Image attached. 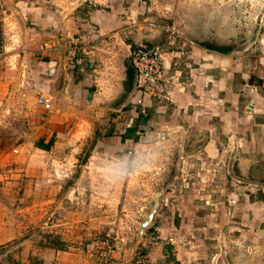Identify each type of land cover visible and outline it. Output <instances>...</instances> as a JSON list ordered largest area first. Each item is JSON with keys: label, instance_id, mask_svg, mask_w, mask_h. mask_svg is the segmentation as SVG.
Segmentation results:
<instances>
[{"label": "rangeland", "instance_id": "rangeland-1", "mask_svg": "<svg viewBox=\"0 0 264 264\" xmlns=\"http://www.w3.org/2000/svg\"><path fill=\"white\" fill-rule=\"evenodd\" d=\"M116 1L120 39L133 44L130 50L172 42L168 55L183 44H235L234 61L252 58L255 75L264 77V0ZM13 10L12 2L0 3V264H106L110 236L114 264H151L149 237L162 224L141 240L137 235L163 189L169 219L160 237L175 242L157 263L264 264V186L257 183H264V155L245 181L228 185L236 165L230 152L191 167L187 156L200 149L178 132L164 130L150 144L126 141L134 136L126 131L131 107L124 108L129 101L119 91L122 61L136 48L130 53L122 44L118 73L105 74L99 60L92 80L72 83L62 104L43 109L39 100L50 87L35 61L44 56L45 38L21 29ZM24 44L39 50H19ZM256 82L261 89H253L263 90ZM177 215L174 227L169 222ZM213 217L210 228L206 219Z\"/></svg>", "mask_w": 264, "mask_h": 264}, {"label": "crops", "instance_id": "crops-1", "mask_svg": "<svg viewBox=\"0 0 264 264\" xmlns=\"http://www.w3.org/2000/svg\"><path fill=\"white\" fill-rule=\"evenodd\" d=\"M2 1L4 4L13 3V17L21 29H33L37 36L45 38L44 47H40L45 50L44 56L38 57L35 63L39 66V73L43 74L38 77L49 84L50 90L45 97L50 99L53 108L57 101L58 106L62 104V98L69 94L72 83L81 85L84 81L92 80L93 67L99 66V60L105 64V74L114 76L118 73L116 67L120 66L121 61L116 62V44L124 45L130 53L141 46L138 44L130 50L133 44L122 41V34L125 32L119 29L116 0ZM24 46L19 50H39L37 45ZM154 47L157 46L148 48ZM233 49L229 45L215 46L208 43H196L188 48L183 44V47L172 49L167 55L169 83L166 84L165 91L169 94L166 93L167 98L162 101L147 97L145 113H141L135 103L136 72L127 57L130 56L129 53L124 51V70L119 91L120 95L125 91L129 101L124 107H131L125 114L126 131H130L129 136H134L126 141L134 139L150 144L157 140L164 130L178 132L181 137L186 136L185 141L191 140L195 149H200L199 153L193 151L188 154L187 159L191 167L198 166L203 158L213 164L222 160L226 152H230L232 157L229 160L231 162L235 158L239 170L237 173L236 165L229 167L228 174L232 179L231 183L227 180V184L245 181L247 175L253 173L255 168L257 170L262 161L261 156L264 155V132L261 134L259 130V126L264 129V89L260 90V85L256 82L257 79L263 87L264 77L255 75L254 66H251L255 60L252 58L247 57L235 62L234 57H231ZM129 68L134 70V80L130 92H127L125 87ZM112 82V79H107V86L112 87ZM253 87L260 89L255 91ZM91 90L89 89V92ZM109 90L106 88L103 92ZM255 95L258 97H254ZM230 162L229 165H232ZM228 174L226 178L229 177ZM166 205L162 201L156 219L157 225L162 226L156 227L154 236L151 234L149 237V241L152 240V250H149L150 255L147 257L151 258V264H159L163 262L160 258H168L175 242L174 237L171 239L172 243H167L165 238L160 237L164 231L162 227L169 219L166 217L169 209ZM179 217L177 215L169 224L177 227ZM191 217L197 223L201 222L196 215ZM216 221L215 217L207 218L206 224L212 228L217 224ZM127 262L122 264H129Z\"/></svg>", "mask_w": 264, "mask_h": 264}, {"label": "built area", "instance_id": "built-area-1", "mask_svg": "<svg viewBox=\"0 0 264 264\" xmlns=\"http://www.w3.org/2000/svg\"><path fill=\"white\" fill-rule=\"evenodd\" d=\"M171 44L172 42H169L166 47L157 46L154 48L140 46L130 55L132 67L136 72L135 103L140 108L141 113H145L147 97H155L162 101L169 94L168 91H165L166 84L169 83L166 52ZM166 93L168 94L166 95ZM39 103L44 109H50L52 105L51 101L45 97H42ZM114 239L110 236L106 243L107 251L102 254L106 264H114L113 259H111L116 246Z\"/></svg>", "mask_w": 264, "mask_h": 264}, {"label": "water", "instance_id": "water-1", "mask_svg": "<svg viewBox=\"0 0 264 264\" xmlns=\"http://www.w3.org/2000/svg\"><path fill=\"white\" fill-rule=\"evenodd\" d=\"M258 24L259 22L256 23V27L253 33V37L255 36L257 30H258ZM253 37L250 39V41L246 42L243 47H247L249 45V43L253 40ZM176 177V175H174V178ZM165 195V190H161L158 192L154 204L152 206L151 211L147 214L146 218L144 219V221L141 223L140 227H139V231H138V235H137V240H141L144 235L146 234V232L150 229V227L156 222L157 216L161 210L162 207V201Z\"/></svg>", "mask_w": 264, "mask_h": 264}, {"label": "trees", "instance_id": "trees-1", "mask_svg": "<svg viewBox=\"0 0 264 264\" xmlns=\"http://www.w3.org/2000/svg\"><path fill=\"white\" fill-rule=\"evenodd\" d=\"M137 49V48H136ZM127 85H126V91L130 92L131 88H132V84H133V80H134V70L133 69H128V74H127Z\"/></svg>", "mask_w": 264, "mask_h": 264}, {"label": "flooded vegetation", "instance_id": "flooded-vegetation-1", "mask_svg": "<svg viewBox=\"0 0 264 264\" xmlns=\"http://www.w3.org/2000/svg\"><path fill=\"white\" fill-rule=\"evenodd\" d=\"M229 46L234 48V46H236V45L235 44L234 45L230 44ZM257 183H260V182H257ZM260 185L264 186V183H260Z\"/></svg>", "mask_w": 264, "mask_h": 264}]
</instances>
